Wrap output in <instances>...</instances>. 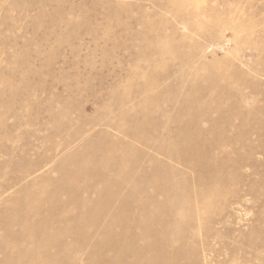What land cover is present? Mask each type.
<instances>
[{"label":"bare ground","instance_id":"6f19581e","mask_svg":"<svg viewBox=\"0 0 264 264\" xmlns=\"http://www.w3.org/2000/svg\"><path fill=\"white\" fill-rule=\"evenodd\" d=\"M87 1L88 3L86 0H39L37 2L39 8H37L35 2L31 4L30 0L29 2L22 0L24 6H21V8L24 11L28 12L34 8L39 9L37 10L39 14L35 18L37 22L39 21V24L41 22L49 23V30L46 29L42 32L35 26L34 31L21 46H18L17 41L23 40V37L15 36L10 43L14 50L21 48L23 52L29 54L28 58L24 60H20L17 55L14 59L15 56L9 54V57L11 56L10 64L11 61H17L18 59L19 61L15 63L18 67L13 68L11 71L4 67V70L11 72V76H14V83L5 82V87L8 89L15 85L16 89H12L14 96L8 94L7 97H3L7 90L5 92L6 88L3 89L4 87L1 86L3 91L0 94V104L4 106H2L3 108L9 104L7 108L13 106V108L19 110L23 108L25 110L26 106L31 107L33 105L32 107L36 108L34 109L36 110L35 115L45 114L44 116L49 124L47 127L45 126L46 128L43 124L42 129L49 130V134L44 139L42 138L47 143L43 146V149L48 151L49 154L51 153L49 156L53 158L60 154L59 158L55 160L57 161L55 171L58 174V179L54 182L51 192L53 197L63 194L66 195V199L63 201L49 199L48 190V197L45 199L43 206L49 211V218L34 220V210L36 208H31L30 205L25 206V203H22V199H20L24 196H27L25 199H32L31 189L35 181L30 180V178L32 177L31 174L35 172L33 167L40 165L31 163L28 160L27 154L29 155L32 150V144L26 140L27 142L23 144L21 152L15 153L14 150H10V147L1 142L0 154L4 159L0 160V167L3 169L10 167L8 173L7 171L0 173V178L5 180L3 189L7 191L16 186L13 192L19 197L15 198L12 209L8 207V210H5L7 207L0 205V211L4 210L2 212V215H4L3 220L0 216V220L3 222L2 229L4 226L3 234L0 236V264H13L17 260L15 253H10L8 247L21 250V242L27 244L31 242L33 244L32 249L19 252L23 253L24 259H27L26 262L31 261L32 264L56 262L61 264L60 261L69 255L66 252L49 255L46 248L62 232L68 235L71 242L83 247L88 245L92 248L88 254L90 264H159L162 259L161 253L158 252L164 247L163 245H166V248L169 245L172 246L173 242H177L176 245L179 243L182 247L188 242L177 233V236L174 233L172 237L168 235V229L175 230L183 226L180 224L182 223L181 217L192 206V202H190V197H193L190 191L191 188L187 183V175L182 173V168L196 172L200 167L198 164L201 162L202 164L207 161L213 163L211 169H209L210 173L208 172L210 174L208 182L210 183L209 186H214V182H217L216 173L218 171L227 173V171H224L223 166L232 156L227 149H230L232 154L234 153V156L239 158L243 149L240 144L244 146L246 141L245 132L247 130L242 126V107L239 109L240 106L237 103L227 108L226 111L233 113V116H236L235 114L240 116L242 118L240 125L235 124V129L232 132L226 131L227 133H225V136L223 135V138L220 135V139L214 136L216 137L214 143L205 142L202 138L203 142L196 141V145H205L206 148L204 149L217 155L213 154L209 157L208 155L207 157L200 155V158H194L193 154L189 155L187 153L188 151L195 153L194 150L197 149H194L192 144L187 146L190 143V141L188 143V139H197L201 134H205L204 129L202 130L205 125L201 127L203 122L208 124L209 132L215 130L216 126L223 122L226 124L225 126L234 124L231 122L232 118L221 116V118L213 119L212 116L213 114L220 115L224 113L219 100L230 99L233 95L231 91L235 92V96L238 94L236 93L238 88L229 91L220 86L223 79L237 80L238 73H234L235 76H227L229 73H213L212 67H207L205 63L200 64L194 60L187 61L188 57L186 55L179 56L175 61L172 60L166 66L168 68L166 74H159L163 67V61L168 56L170 57L175 49L179 51L182 38L176 39L178 37L176 27L167 20V15L157 16L158 11L162 10L164 13H169L173 10L176 18L182 21L186 11L180 8L186 3L189 5V0H140L145 1L154 8L152 14L146 13L145 10H142V7L139 8L134 4L137 0H133L134 2L128 5H124L125 0ZM17 3L18 1H13V5L19 7L20 3L19 5ZM73 3H76V5L74 6ZM63 5L66 6L68 12L64 13L62 11ZM87 5L90 9L86 8ZM48 6L54 7L52 11L49 9L50 12L46 13L44 7ZM215 8L209 9L205 15H208L207 17L215 16L216 18L219 11L222 13V10L217 12ZM22 9L20 10L22 11ZM219 9L221 8L219 7ZM134 10L138 12L135 14ZM94 18H100V21L102 20L108 24L114 20L115 24L123 26L121 31L115 26L113 31L118 30L115 31L116 33L105 30L100 36L103 22H100L99 29V25L94 24L96 28L87 25L89 28H87L85 35L93 38L91 45L97 44V46H94L93 52L98 53L100 59L105 60L106 58L109 61H101L102 64H106V67L100 65V69L95 68L99 64L96 65L95 58H92V56V59L88 62L81 61V63L77 61L76 64L71 63V65L68 59L57 55L60 50L67 48L72 52H78L77 50L86 49L91 54L92 47L84 44L75 47L72 41H75L78 35L72 37L67 27L76 29L75 31L78 34L81 29L73 22V19H80L82 24H89ZM191 19L193 20L189 22L190 25L188 24L190 32L196 35L200 34L205 39V42L198 46L200 49L210 42L213 33L208 28L199 26L197 18L194 19L193 17ZM0 22L1 26L8 23L5 19L4 21L0 19ZM183 23L181 22V24ZM226 24L224 28L228 27L230 23L226 22ZM133 25H137L139 28L133 30ZM116 34H119V38L115 37ZM37 36H40L42 45H37L34 41ZM63 37L64 39H61ZM50 38L51 40L56 38L58 43L50 45L47 51L49 58L45 54L40 67H33L35 61L42 57L39 51L41 48H43V51L46 50L43 45L47 44ZM116 39L123 41L121 43ZM28 41H31V43H27ZM2 42L4 41L2 40ZM98 43H102L101 46L103 43L105 45L111 43L112 52L109 51L111 47L107 50L105 46L101 47ZM169 43H174V45ZM4 46H6L5 42ZM258 50L256 51L258 52ZM114 51L122 53L121 58L120 56L115 57ZM56 65H59L60 68L58 74H55L54 71ZM69 66H74L70 67L74 74L72 79H69L65 72V69ZM110 68L114 70L113 74L110 75L113 76L112 81H110L112 84H106L108 75L105 79H100V77L95 79L96 75L92 77L93 74H97V76L102 74L101 76H103V72ZM235 70L238 71L237 67H231V71ZM66 71L68 72V70ZM199 71H209V73L199 76ZM28 76L29 78L26 80ZM42 77L47 78V80H43ZM1 81L3 80L1 79ZM34 81H37L35 87L30 85V82ZM47 82H51L50 88H62L64 91L60 94L56 92L58 95L55 94L50 102L44 100L43 104L36 93L49 90ZM204 91L207 92V96L203 93ZM239 94L241 93L239 92ZM54 102L56 103L53 104ZM103 104L109 109H100ZM200 105L204 108H201ZM13 108L8 109V113H11L14 122L9 125L5 119L0 121V136L4 141L13 139L12 130L21 123L19 113L15 112ZM24 110L22 111L25 112ZM4 112L6 114V111ZM4 112L0 111V116ZM234 118L236 120L237 117ZM35 120L36 118L30 120L31 126H35ZM237 121H239L238 118ZM251 131H253V128ZM28 134L35 135L34 129L29 130ZM60 134H64V136L58 142L55 141V138ZM36 138L38 139V137ZM208 139L212 140L210 137ZM236 145H239V147H236ZM235 160L234 157L233 161L237 163L238 161ZM40 161H42L41 158L37 162ZM21 166L23 168H20ZM51 172H53V169H48L44 175L38 177L40 178L38 181H44L49 185V181L53 182L50 178ZM197 172L200 173L199 170ZM178 178H181V180L179 181ZM206 178L208 177H204V179ZM198 190L194 206L205 209L206 205L209 204V199L210 202L216 199L218 191L215 189L208 191L202 188ZM6 198H10V196ZM4 200L8 199L4 198ZM64 208H68L66 218H63L65 215H59ZM93 208L95 210L91 212ZM26 209L29 210L30 215H33L32 217L23 218L20 215ZM133 209L137 210L136 214L140 215L144 224L136 222L135 215L132 216ZM187 217L189 216L187 215ZM54 221H58L62 226L60 225L59 229H56L53 233L50 232L49 225ZM12 225L17 226V229L13 230ZM158 226H161L160 231L155 230V227ZM29 239L32 241H29ZM167 248L170 250L168 253L172 252L170 254L173 257L174 252L170 249V246ZM177 249L178 246L175 251L180 249ZM178 252L174 253L175 256L178 255ZM19 253L17 252L16 256ZM168 253L166 251V254ZM168 256L170 255L168 254ZM163 261L161 263L164 264L166 261ZM178 262L180 263V261ZM166 264L172 263L167 261Z\"/></svg>","mask_w":264,"mask_h":264},{"label":"rangeland","instance_id":"374dc122","mask_svg":"<svg viewBox=\"0 0 264 264\" xmlns=\"http://www.w3.org/2000/svg\"><path fill=\"white\" fill-rule=\"evenodd\" d=\"M13 1H18L17 4L19 5V3H20L19 7L14 6ZM27 1L29 2V0H27ZM189 1H190L189 5H188V3H186L187 5L184 4L180 8L181 10L186 11V14L183 15V17H182V21H179L176 18L175 12H173V10L171 11L172 14H171V12L164 13L162 10L158 11L157 16H166L167 15L166 16L167 20L169 22H172L174 24V27H176V31H177V35H178V37L176 39L182 38L180 40V46L181 47L179 48V51H177L175 49V51L170 54L171 56L170 57L168 56L166 58V60L163 61L164 62L163 67L159 71V74H161V75L166 74L167 70H168V68L166 66L169 65L172 60L175 61L176 59H178L179 56H185L186 55L188 57L187 61L194 60L200 64L205 63L207 65V67H212L211 70L213 73H220V74H223V73L228 74L229 73L228 75L224 74L227 76H229V75L235 76L236 74H234V73H238V79L237 80H235V79H233V80L223 79L222 83L220 85L221 87L223 86L224 89L229 90V91L231 89L238 88V90L236 92L238 94L235 96L234 95L235 92L231 91V92H233V95L230 99L219 100V101H221L220 106L223 109L224 113H222L220 115L213 114V116H212L213 119H216L217 117L221 118V116H224V118H228V117L232 118L234 120L231 119V122L234 124L231 123L232 124L231 126L230 125L225 126L226 124H224V122H223L220 125L216 126L215 130H213L212 132H209L208 124L206 122H203L201 124V127L205 125L204 128H202V130L204 129L203 131H205V134L204 133L201 134L202 136L200 135L197 139H194V138L188 139V143H189V141H190V143L187 144V146H191V144H192L194 149L195 148H197V149L194 150L195 153L194 152L190 153L189 151L187 153L189 155L193 154L192 156L194 158H196V157L200 158L201 157L200 155H204L206 157L208 155V157H209V156L214 154L216 156L217 154H215L214 152L207 151L206 149H204V148H206L205 145L204 146H202L201 144L196 145V141L201 142L203 139V141H205V142L208 141L210 143L211 142L214 143L215 142L214 139H216V137H214V136H217V138L220 139L219 138V135H220V137L223 138L225 136V133H227L226 131L232 132L235 129L234 127H236V125H240V123H241L240 120L242 119L241 117H243V122H242L243 125L242 124L241 125L244 126V128H246V130H247V132H245L246 141L244 143V146L240 144V147H243V149H242V153H241L239 158L234 156V153L232 154L230 149H227L228 152L231 153V155H232L230 158L234 159V157H235V159H236L235 161L236 162L238 161V162L235 163L233 161V159L232 160L230 159L227 162L228 164L224 163V165H225V166H223L224 171H227V173L218 171L216 173L217 182H214L215 183L214 186H209L210 183L208 182V179L210 178L209 177V175H210L209 169H211V166L213 163L207 161L205 163L203 162V164H202V162L200 164H198L200 166L198 168V170L201 174L198 173L197 172L198 170H197L196 171L197 175H196V172H191V171H188L187 169L182 168V173L186 174L188 177L187 183H188L189 187L191 188L190 191H191V194L194 197V199H193V197H190V202H192L191 209H189L190 213H189V210H187V213H185L184 216L182 215V217H181L182 223H180V224H182L183 226H180V227L182 228V230L180 227L176 228L175 230L168 229V235L170 237L174 236V234H175V236H177V234L181 235L180 237H182V239H184L188 242H186L184 245H182V247L179 243L176 245L177 242H173L172 246L169 245L170 249L174 253H177L181 249V251H179L178 255L176 254V256L173 253V257H172V254H170L172 252L168 253V251H170V250H169V248H167L169 246H167L165 248L166 245H163L164 247H162L160 252H158V253H161L160 256H161L162 261L163 260L166 261L164 264H166L167 261H169L172 264H175L174 262L176 260H177L176 264L179 263L178 261H180L179 264H264V0H240V2H239V0H237V1L236 0H198V1L189 0ZM34 2L36 3V7H37V5L39 4L37 2H39V0H37V1L36 0H30L31 4H34ZM86 2L88 3L87 0H86ZM133 2H134L133 0L132 1L131 0H125L124 5L125 4H127V5L132 4ZM22 3H23L22 0H0V19H3V21H4V19L6 21H8V23H5V26L0 25V68H1L0 73H1V79L3 80V81H1V79H0V82H1L0 83V94L3 91V89L6 88L5 92L7 90V92L5 93V96H3V97H7L8 94H9V96L13 95L14 92L12 91V89L13 90L16 89V86L15 85L11 86V84H9L11 86L10 88L7 89V87H5V82H7V83L13 82L14 76L12 75L13 76L12 77L11 72L9 73V72H7V70H4V67L6 69H9L10 71L13 70V68H17L18 65H15V63L17 61H19V59L20 60L27 59L28 54H29V53L27 54L26 52H23L21 50V48L14 50V48L12 46H10L11 45L10 43L13 41L15 36L16 37H23V40L17 41L18 46H21L28 39L29 35L34 31L35 26L38 27V30H41L42 32L46 29L49 30V27H48L49 23H44V22L40 21L41 23L39 24L38 23L39 21L37 22V19L35 18L36 15L39 14V12L37 11V10H39V9H37V8H39V6L37 8L32 9V10H29L27 12L26 10L24 11V9L21 8V6L22 7L24 6V4H22ZM76 3H73V5L75 6ZM87 3H85V4H87ZM134 4H136L139 8L142 7L143 8L142 10H145L146 13L152 14V12H153L154 8L151 5H149L148 3H146L145 1L137 0V2H134ZM87 6H86V8L90 9L89 6L88 7ZM53 7L54 6L44 7L46 10V13L50 12L49 9H51V11H52ZM219 7L221 9H219ZM19 8L22 9L23 12ZM211 8H213V9L215 8L217 12H218V10H222V13H221V11H219V15H217L218 18L217 17L215 18V16L207 17L208 15H205V13ZM62 11H64V13L67 11V8L65 5L62 6ZM137 12H138L137 10H134L135 14ZM231 13H232V15H230ZM193 17H194V19L195 18L198 19V21H199L198 25L199 26H201L203 28H208V30H211V32L213 33V37L210 40V42L207 45H204L202 47L204 49V51L202 48H200V49L198 48V46H201V44H203L205 42V39L203 38V36L200 34L196 35L195 33L190 32V26H189L190 23L189 22H191L193 20V19H191ZM212 17H214V18L212 19ZM94 21H96V22L94 23ZM242 21L244 22L243 25H242V23H243ZM73 22L75 24H77L78 26H80V29H81L80 32L81 33L79 32L77 34L76 33L77 31H75L76 29H73L71 27H69V28L67 27V30H68L69 34L72 35V37H74V36L76 37V35H78L77 39L75 41H72L73 42L72 44H74L75 47L80 46V44H84L86 46H91L92 47V49L90 51L91 54L86 49L77 50L78 52L74 51L75 52L74 53V52L68 50L67 48H65V49L60 50L57 53V55L65 58V59H68L70 64L71 63L76 64L75 62H77V61L88 62L92 58H95V61L97 63L96 65L99 64L98 65L99 67L96 66L95 68L100 69V65H103L104 67H106V64L101 63V61L103 62L104 59L103 60L100 59L98 53L93 52L94 46H97V44L91 45V42H92L91 40L93 38L87 37L85 35L87 28H89V27L96 28V26L99 25V27H98V29H99L100 28V22L102 23L103 21L102 20L100 21V18H96V19L94 18V20L92 21L93 23L92 22H90L89 24L84 23L85 26H84V24H82V20H80V19L79 20L73 19ZM112 22H113V25H112ZM112 22H110L111 24L110 23L109 24L104 23V22L101 24V27L103 29H101V31L99 33L100 36L103 32H105V30L107 32H112V33H114L115 31H118V30L113 31L115 26H117V29H119L121 31L123 26L121 24H120L121 26L119 24H115L114 20ZM181 22H184L185 24L184 23L181 24ZM226 22L228 24L229 23L230 24L228 27H225L226 28L225 29L224 25H227ZM239 22H240V24H239ZM233 23H234V25H233ZM87 25L88 26L90 25V26L88 27ZM118 26H120L121 28L120 27L118 28ZM230 26H232V27H230ZM138 28L139 27L137 25H133V30H137ZM111 29H112V31H111ZM167 32H168V30H167ZM116 35L117 36H115V37L119 36V34H116ZM238 37H240V38H238ZM34 39H35L34 41L36 42L37 45L41 44L40 43V36H37ZM61 39H64V37ZM2 40L5 42L6 46H4V42H2ZM55 40H56V38L52 39V40L50 38L49 42L47 44L43 45L44 47H46L45 51H43V48L40 47L41 50L39 51V53L42 57H41V59L39 58L37 61H35V66H33V67H40V63H41V61H43V59H44L43 56L45 54L49 58V54L47 53V51H48V48H50V45L52 46L53 44L58 43V41L57 40L55 41ZM58 40H60V39H58ZM116 41H119L122 43L123 40L116 39ZM27 43L30 44L31 41H28ZM63 43L65 44L66 42H63ZM101 44L102 43H98V45H100V46H101ZM169 44L174 45V43H169ZM47 46H49V47H47ZM104 46H105V49H107V50L111 47V50H109V51L112 52V44L111 43H107L106 45L103 43V45L101 47H104ZM253 47H255L256 49ZM260 49H261V51H260ZM256 50H258V52ZM79 52H81V53H79ZM259 52H260V54H259ZM116 53H117V55H116ZM9 54L10 55L13 54L15 56L14 59H16L17 56L19 57V59L17 61L14 60L15 62L11 61V64H10L9 62H10V58L12 55L9 57ZM114 55H115V57L120 56V58H121L122 53L120 54L119 51H114ZM260 55H261V57H260ZM91 56H92V58H91ZM107 60L108 59L105 58L104 61L107 62ZM72 61H74V62H72ZM58 66L59 65H56V67H54L55 74H58V70L60 69ZM70 67H74V66L67 67L65 69V72L67 74L66 76L69 79H72V78H74L73 77L74 74H73V70ZM231 67H237L238 71H236V70H235L236 72L231 71ZM81 69H82V67H81ZM66 70H68V72ZM113 71L114 70L110 68L109 70H105L103 72V76H101L102 74H98V76H97V74H93L92 77H94L96 75L95 79H98L99 77H100V79H105L109 76L106 80V84L110 85V84H112V82L110 83V81H112V79H113V76H110V75H111V73L113 74ZM202 72L199 71L198 75L201 76L204 73H209V71H206L203 73ZM106 75H108V76H106ZM81 76H83V75L81 74ZM28 78H29V76L26 78V80H28ZM43 80L46 81L47 78L46 79L43 78ZM223 81H224V83H223ZM32 83H34V84H32ZM50 83L51 82H47V87L49 88V90L45 91L46 93L45 92L36 93L38 95V98L41 101H43L42 102L43 104L45 101L50 102L52 100V97L55 94L58 95V93L60 94L61 92L63 93V91H64V89H62V88H56V87L50 88V86H49ZM30 85H34V87H35L37 85V81L30 82ZM1 86H2V88L3 87L4 88L1 89ZM9 90H10V92H9ZM56 92H58V93H56ZM239 92L241 94H239ZM203 93H205L206 94L205 96H207L206 91H204ZM238 97H240V98H238ZM235 101H238V102H235ZM9 102H11V100H9ZM55 103L56 102H54L53 104H55ZM237 103L240 106L239 109H241V107H242L241 117L238 116L237 114H235L236 116H233L234 115L233 113L226 111L227 108L231 107L233 104L236 105ZM7 105H9V104H7ZM7 105L5 106V108H3L4 106L2 105L3 106L2 107L0 104V111L1 112L6 111V114L4 112V114H2L0 116V121H1V119L2 120L5 119L7 124L10 125L14 122V119L11 116V113L10 114L8 113V109L9 110L12 109L13 106H10L9 108H7L8 107ZM32 106L31 107L26 106L27 108L25 107V110L23 108L22 110H24L25 112H23L22 110H19L18 108H13L15 112L19 113L18 115L21 117V120H20L21 123L18 124V126H16L14 128V130H12L11 134L13 136V139L11 141H4L1 139V136H0V145L2 142L3 144L10 147L9 148L10 150L11 149H12V151L14 150L13 152L20 153L21 149H23V144H25L27 141L28 142L30 141L29 143L32 144V150L30 151L29 155L27 154L28 160H30L31 163L33 162L35 164L37 163L40 165L34 166V164H33V166H34L33 170L35 172H33L31 174L32 177L30 176L31 177L30 180H34L35 184L31 189V195H32V199H30L31 201L29 199H25V197H27V196L20 197V199H22V203L23 202L25 203V206L30 205L31 208L35 207L36 209L34 210L35 213H34L33 219L34 220H41V219H48L49 218V211L43 206L45 199H47V197H48L47 196L48 190H49V199L52 198V200L57 199V200L63 201L66 199V195L60 194V195H57L56 197H53V194L51 192L54 182L58 179V174L55 171V164L57 161H55V160L57 158H59L60 154L58 156L56 155L57 156L56 158L55 157L53 158V157L49 156L51 153L49 154L48 151H45L43 149V146L47 143H45L42 140V138L44 139L45 136H48L49 130H45L44 128L42 129V125L44 124V127L45 126L47 127V125L49 123H48V120H46L47 118L44 116L45 114H42L41 116L35 115L34 113H36L35 112L36 110H34V109H36V108H33ZM57 106H58V104H57ZM200 106H201V108H204V107H202V105H200ZM103 108L109 109L106 105L104 106V104L100 106V109L104 110ZM239 115H240V113H239ZM193 116H194V118H196L195 115H193ZM234 117H237L239 121H237V118L235 120ZM33 118H36V120L34 122L35 126L30 125V120H32ZM210 118H211V116H210ZM245 120H247V121H245ZM233 125H235V126H233ZM199 127H200V125H199ZM231 127H232V129H231ZM252 128H253V131H251ZM33 129L35 131V135L33 134V136H31L32 134L29 135L28 132H29V130H33ZM42 135H43V137H41ZM63 136H64V134H60L59 136H57L55 138V141L58 142ZM36 137H38V139ZM207 137L212 138V140L208 139ZM209 140H211V141H209ZM199 146H201V147H199ZM236 147H239V145H236ZM254 150H255V152H254L255 154L253 153ZM192 151H193V149H192ZM249 151H251V152H249ZM39 158H41L42 161L37 162L39 160ZM1 159L3 160L4 157H2V155L0 154V160ZM230 164L232 165L231 166L232 168L230 167ZM20 168H23V167L21 166ZM230 168H231V170L229 171ZM48 169L49 170L53 169V172H51L52 174L50 175V178H51V180H53V182L49 181V185L44 181L43 182L40 180L38 181V179H40L38 177H41L42 175H44V173ZM205 169H206V171H205ZM5 171H7V173H8V171H10V167L9 168L5 167L4 169L2 167H0V173L5 172ZM202 173H203V176H202ZM198 174H199V176H198ZM204 174H206L207 176L206 175L204 176ZM204 177H208V178L204 179ZM1 180H3V179L0 178V182H1ZM180 180H181V178L179 179V181ZM4 181L5 180H3L2 183H0V185H2L0 187V189H1L0 190V205L7 207V209H5V210H8V207H9V209H12L11 207L14 206L15 198L19 197V196L15 195L13 192L14 189L16 188V186L11 190H7V191L4 190L3 189ZM198 181H201V182L199 183ZM198 183H199V185H198ZM217 183H218V185H217ZM218 186H219V188H218ZM199 187L204 189V190H208V191L212 190V189H215L216 191H218L216 193L217 194L216 199L211 200V202L209 201L210 200L209 199L208 200L209 204L206 205L205 209L195 207L196 205L194 206V202H196L197 192L199 191L198 189H200ZM7 196H10V198H6ZM4 198L8 199V200H4ZM26 201L27 202L29 201L28 204ZM94 210H95V208H93L91 210V212ZM3 211L2 210L0 211L1 220H3V216H4V215H2ZM66 211H68V208L62 209V211L60 212L59 215H62V216L65 215V216H63V218H66L67 217ZM136 211L137 210L133 209L132 216L134 217V215H135L134 218H135L136 222H138L140 224H144L143 219L140 218V215L138 216V214H136L137 213ZM20 215L23 218L33 216V215H30V212L27 209L24 210L23 212H21ZM187 215L189 217H187ZM136 217H137V219H136ZM185 217H186V219H184ZM188 218H190V219H188ZM16 219H17V217H16ZM1 220H0V224H1L0 225V236L3 234L2 232L4 229V226L2 229V225H3L2 223L3 222ZM50 225H49V230H50V232H53L56 229H59V226L61 224H59L58 221L57 222L54 221ZM52 227L55 229H53ZM160 228H161V226H158L157 228L155 227V230L160 231L161 230ZM12 229L16 230L17 226L16 227L13 226ZM177 230L180 234L178 232H176ZM29 241H32V240L29 239ZM177 246H178V249L179 248L180 249L179 250L177 249L178 251H175ZM20 247H21V250H16V248L14 249L12 247H8V251L10 253H15L14 254L15 257H17L16 258L17 260L13 264H19L22 262H24L25 264H32L31 261L26 262L27 259L26 260L24 259L23 253H19V252L30 250V248L32 249L33 244H31V242H29L28 244L26 242H21ZM46 250H48L49 255L50 254L51 255L58 254L59 252H60V254L63 252H66L67 255H69V256H66L65 258H63L62 261H60L61 264H88V263L90 264L88 254L92 250V248L88 245L83 247V246H79L77 243L71 242V240L68 238V235L65 232L64 233L62 232V233H60V235L56 236L55 241L51 245L49 244V247H47ZM166 251L170 256H168V254H166ZM17 252L19 253L18 256H16ZM177 256H178V258H177ZM166 257H170V258L167 259ZM171 261H173V262H171ZM161 262L159 264H163ZM38 264H41V263H38ZM49 264H57V263L56 262H49Z\"/></svg>","mask_w":264,"mask_h":264}]
</instances>
